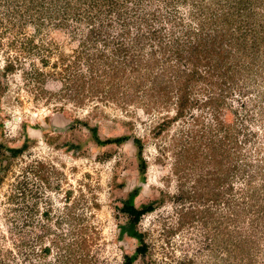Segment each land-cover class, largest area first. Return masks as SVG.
<instances>
[{
    "label": "rangeland",
    "instance_id": "374dc122",
    "mask_svg": "<svg viewBox=\"0 0 264 264\" xmlns=\"http://www.w3.org/2000/svg\"><path fill=\"white\" fill-rule=\"evenodd\" d=\"M195 3L238 40L223 41L243 69L227 105H256L248 121L240 103L235 121L258 141L220 161L186 159L177 177L170 145L188 117L155 134L173 106L151 108L140 94L77 103L63 85L80 39L71 20L39 23L15 13L23 0H0V264L71 263L81 238L88 264H264V0L176 4L193 27ZM125 201L151 209L133 231Z\"/></svg>",
    "mask_w": 264,
    "mask_h": 264
},
{
    "label": "trees",
    "instance_id": "16d2710c",
    "mask_svg": "<svg viewBox=\"0 0 264 264\" xmlns=\"http://www.w3.org/2000/svg\"><path fill=\"white\" fill-rule=\"evenodd\" d=\"M19 1L22 0H10L11 4ZM185 1L23 0L25 10L15 11L30 13L39 23L46 19L67 26L66 22L71 20L74 26L70 27V33L76 30L80 39L68 65L62 66L67 85L61 82L77 103L87 96L108 100L116 97L117 102L120 97H127L126 101L131 103L140 94L151 108L165 110L173 106V115L159 119L155 134L188 117L189 126L176 131L175 136L179 137L174 136L170 145L177 177H182L180 163L186 159L216 162L221 160L220 152L222 157L241 149L239 142L245 145L250 137L258 141L256 133L247 128L241 130L235 121L240 103L247 108L244 118L248 121L252 120L256 105L248 106L242 101L227 105L234 87L242 92L235 76L243 69L229 60L231 51L224 45L238 40H226L218 29L220 15L216 10L210 16L203 15L197 3L190 13L197 20L196 27L187 25L176 6ZM224 15L222 12L221 19ZM121 210L129 217V230L133 231L151 209H137L125 201ZM70 246L74 250L71 263L67 264H88L86 238ZM46 251L41 250L42 255ZM123 264H133V258L125 256Z\"/></svg>",
    "mask_w": 264,
    "mask_h": 264
}]
</instances>
